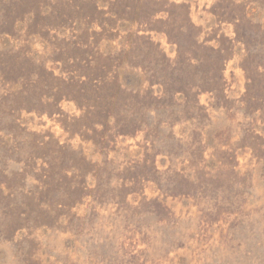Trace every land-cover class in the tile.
I'll return each instance as SVG.
<instances>
[{"label": "rangeland", "instance_id": "obj_1", "mask_svg": "<svg viewBox=\"0 0 264 264\" xmlns=\"http://www.w3.org/2000/svg\"><path fill=\"white\" fill-rule=\"evenodd\" d=\"M0 264H264V0H0Z\"/></svg>", "mask_w": 264, "mask_h": 264}]
</instances>
